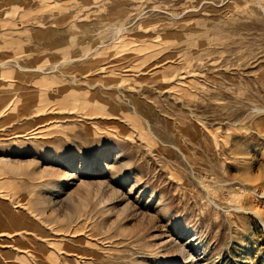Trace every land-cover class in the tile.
<instances>
[{
	"label": "rangeland",
	"instance_id": "1",
	"mask_svg": "<svg viewBox=\"0 0 264 264\" xmlns=\"http://www.w3.org/2000/svg\"><path fill=\"white\" fill-rule=\"evenodd\" d=\"M0 264H264V0H0Z\"/></svg>",
	"mask_w": 264,
	"mask_h": 264
}]
</instances>
